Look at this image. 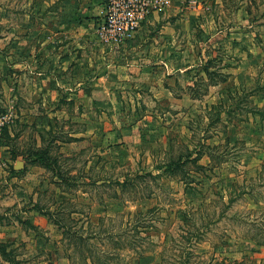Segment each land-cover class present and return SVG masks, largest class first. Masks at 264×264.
I'll return each instance as SVG.
<instances>
[{
	"label": "rangeland",
	"instance_id": "374dc122",
	"mask_svg": "<svg viewBox=\"0 0 264 264\" xmlns=\"http://www.w3.org/2000/svg\"><path fill=\"white\" fill-rule=\"evenodd\" d=\"M141 2L0 0V264H264V0Z\"/></svg>",
	"mask_w": 264,
	"mask_h": 264
},
{
	"label": "built area",
	"instance_id": "2783aa9c",
	"mask_svg": "<svg viewBox=\"0 0 264 264\" xmlns=\"http://www.w3.org/2000/svg\"><path fill=\"white\" fill-rule=\"evenodd\" d=\"M111 1V0H110ZM151 0H143V2H141V5L139 6V9L136 10L140 13L143 12H148L149 9V4H150ZM109 18H112V15H108ZM138 25V20L137 18H133L132 20H130L129 22H126L125 25L123 26V32H128L131 30H134L136 28V26Z\"/></svg>",
	"mask_w": 264,
	"mask_h": 264
},
{
	"label": "trees",
	"instance_id": "16d2710c",
	"mask_svg": "<svg viewBox=\"0 0 264 264\" xmlns=\"http://www.w3.org/2000/svg\"><path fill=\"white\" fill-rule=\"evenodd\" d=\"M181 162V160H179V163ZM178 163V162H177ZM170 165H172V162L169 164V167H171ZM75 231H73L72 233H71V236H74V243H75V245H76V247H77V249L80 251V253H83V252H81V249L79 248V246H80V244L78 245V241L81 243L82 241H83V239H82V237H80L79 235V237L74 233ZM82 244V243H81ZM88 252L91 254V250H89L88 249ZM88 256V258H96L97 260H99L98 258H99V255L98 254H94V253H92V255H87ZM91 256V257H90ZM89 260H91L93 263L92 264H97L96 263V261H93L92 259H89ZM89 262V261H88Z\"/></svg>",
	"mask_w": 264,
	"mask_h": 264
},
{
	"label": "crops",
	"instance_id": "0c3cea01",
	"mask_svg": "<svg viewBox=\"0 0 264 264\" xmlns=\"http://www.w3.org/2000/svg\"><path fill=\"white\" fill-rule=\"evenodd\" d=\"M100 8L102 9V7L100 6Z\"/></svg>",
	"mask_w": 264,
	"mask_h": 264
}]
</instances>
